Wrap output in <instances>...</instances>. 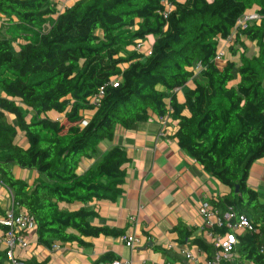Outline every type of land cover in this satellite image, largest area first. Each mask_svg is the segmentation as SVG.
Returning a JSON list of instances; mask_svg holds the SVG:
<instances>
[{
	"label": "trees",
	"instance_id": "1",
	"mask_svg": "<svg viewBox=\"0 0 264 264\" xmlns=\"http://www.w3.org/2000/svg\"><path fill=\"white\" fill-rule=\"evenodd\" d=\"M250 10L259 20L226 42ZM149 36L150 46L136 51ZM189 82L178 99L176 89ZM165 116L177 123L178 145L230 189L211 206L222 214L231 206L252 225L238 234L235 263L264 264V199L248 183L264 157V0H75L62 12L55 0H0V183L15 215L25 209L33 219L37 246L123 236L92 222L98 214L86 205L123 192L127 152L115 145L83 174L76 170L117 126ZM14 166L34 171L32 183L15 177ZM174 231L178 243L191 234L181 225ZM191 243L210 250L203 238ZM22 252L14 250L20 264H47ZM115 258L106 251L91 264ZM0 264H11L2 244Z\"/></svg>",
	"mask_w": 264,
	"mask_h": 264
},
{
	"label": "crops",
	"instance_id": "2",
	"mask_svg": "<svg viewBox=\"0 0 264 264\" xmlns=\"http://www.w3.org/2000/svg\"><path fill=\"white\" fill-rule=\"evenodd\" d=\"M245 45L247 49L252 48L253 55L257 54L255 42L245 40ZM190 86L189 82L176 89L178 99L183 98V92ZM177 128L176 121L171 118L167 117L165 126H162L158 117H152L131 130L117 126L111 140L98 143L102 147L101 157L111 147L119 145L127 152L130 161L124 166L123 192L115 201L93 200L86 208L98 214L96 219H90L92 222L124 230L123 236L85 237L86 245L64 243L52 250L37 246L32 239L28 249L22 252L24 257L47 260V264H91L102 253L111 251L131 264H180L186 263L181 253L183 249L197 253L200 260L209 256L211 245L209 252H206L190 244L193 238L206 241V229L198 206L204 199L228 195L230 189L208 175L178 145L174 136ZM94 164L96 160L88 158L76 173L81 175ZM14 167L15 177L24 178L29 184L36 177L34 171ZM248 183L258 191L259 198L264 199V157L252 164ZM10 204L8 191L0 183V207L7 209ZM177 225L191 231L184 242L176 241L174 228ZM126 235L139 238L134 249L125 245L123 237ZM149 240L152 241L151 246L144 250ZM234 264L237 263L234 261ZM239 264L253 263L240 261Z\"/></svg>",
	"mask_w": 264,
	"mask_h": 264
},
{
	"label": "built area",
	"instance_id": "3",
	"mask_svg": "<svg viewBox=\"0 0 264 264\" xmlns=\"http://www.w3.org/2000/svg\"><path fill=\"white\" fill-rule=\"evenodd\" d=\"M169 8V7H168ZM261 15L254 11L244 12L236 21L232 34L228 37L226 42H229L233 33L239 28H245L247 24L253 21L259 20ZM144 47L142 41H137L134 49L141 51ZM145 54L151 53L150 48H146ZM224 51L221 50L216 60H222ZM201 66L198 63L193 69L200 70ZM96 104L97 101L95 100ZM158 120L162 126H165L167 117H158ZM8 191L11 196L10 190ZM198 213L203 220V226L206 229L205 239L212 247L211 254L200 260L197 253L192 252L190 249H183L181 251L186 263L180 264H234L236 258H238V252L236 248L239 244L238 234L251 230L252 225L247 216L244 214H238L229 206L225 213L217 207H213L210 204V200L204 199L198 206ZM0 224L8 226L6 231L0 230V244L7 248V257L11 261V264H20L16 256L14 255L15 249L27 250L32 241V231L35 227L33 219L28 215L25 209H21L19 215H15L13 208H8L6 214L0 217ZM223 229V231H221ZM123 241L126 246L134 249L138 243L139 238L136 235H126L123 237ZM55 249L60 248L58 245H54ZM264 245L261 246L263 250ZM109 264H131L130 261L115 258Z\"/></svg>",
	"mask_w": 264,
	"mask_h": 264
},
{
	"label": "rangeland",
	"instance_id": "4",
	"mask_svg": "<svg viewBox=\"0 0 264 264\" xmlns=\"http://www.w3.org/2000/svg\"><path fill=\"white\" fill-rule=\"evenodd\" d=\"M56 1V3H57V9L60 11V12H62L67 6H69L71 3H73L75 0H55ZM100 33V32H99ZM101 34V33H100ZM153 40V38H152V36H149V37H147L146 39H145V41H144V45L145 46H148V45H150L151 43V41ZM14 45H15V48L16 49H18V46L16 45V43H14ZM247 53H248V55H253L254 54V52H253V50H252V48H248L247 49ZM52 114H53V112H50V113H48V115L49 116H52ZM102 142H104V143H106V142H108V140L107 139H102V140H100L99 141V144L100 143H102ZM98 144V145H99ZM96 146V153H94L93 155H92V157L96 160V163H97V161L99 160V158L101 157V153H102V147H101V145H99V146ZM87 157H82L81 158V160H80V162H79V166H78V169H80L81 168V166L84 164V161H86L87 162ZM82 164V165H81ZM13 168H15V167H13ZM27 171H29V172H31L32 170H27Z\"/></svg>",
	"mask_w": 264,
	"mask_h": 264
},
{
	"label": "water",
	"instance_id": "5",
	"mask_svg": "<svg viewBox=\"0 0 264 264\" xmlns=\"http://www.w3.org/2000/svg\"><path fill=\"white\" fill-rule=\"evenodd\" d=\"M151 243H152V241L149 240V241L147 242V244L143 247V249L145 250V249L147 248V246H151Z\"/></svg>",
	"mask_w": 264,
	"mask_h": 264
}]
</instances>
